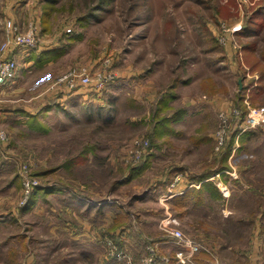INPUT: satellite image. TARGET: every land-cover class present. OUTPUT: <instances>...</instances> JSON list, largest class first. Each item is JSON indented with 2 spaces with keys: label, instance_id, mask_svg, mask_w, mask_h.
Listing matches in <instances>:
<instances>
[{
  "label": "rangeland",
  "instance_id": "rangeland-1",
  "mask_svg": "<svg viewBox=\"0 0 264 264\" xmlns=\"http://www.w3.org/2000/svg\"><path fill=\"white\" fill-rule=\"evenodd\" d=\"M45 1L0 0V45L7 19L25 27L35 18L41 28L36 48L18 49L22 64L17 75L0 85V126L8 132L7 141L0 143V214H14L0 220V264H96L103 237L112 235L121 246L116 232L109 226L104 232V222L95 219L94 212L92 219L80 212L85 203L77 202L82 206L75 216L67 211L65 196L72 191L104 202L121 200L131 212L128 221L138 250L129 253L121 247L135 259L145 253L147 240L157 249L162 237L173 241L159 227L170 215V226L199 241L206 248L201 251H210L208 264H264V146L259 143L264 136L253 134L246 148H239L238 140L231 157L221 153L231 137L219 153L214 148L219 107L233 104L241 110L242 105L244 115L264 106V0H108L85 24L78 21L97 0H54V9L43 16ZM36 7L37 14L30 12ZM220 35L233 36L237 47L222 44ZM59 43L62 58L57 62L26 65L31 53L33 57ZM107 58V69L116 77L100 92L102 105L86 108L89 117L81 108L80 94L48 89L70 69L85 66L92 71ZM172 83L175 86L169 89ZM67 95L73 97H61ZM48 97L52 106L48 104L45 113L36 117L20 113L43 109ZM162 100L166 106L159 109ZM59 102L60 107L55 106ZM134 136L146 137L150 145L149 154L137 163L123 159V146ZM85 151L83 162L61 168V163ZM24 162L32 163L27 174L39 179V186L60 184L62 188H57L66 194L48 191V201L40 198L33 207L37 214H26L20 222L18 210L27 201L19 168ZM187 165L189 175L210 168L222 172V183L213 179V188L209 181L198 187L213 196L221 193L222 198L207 199L183 216L178 214L179 205L175 211L168 206L167 214L162 202L169 180L180 179ZM140 166L128 182L113 188L116 180ZM52 167L57 168L39 173ZM143 193L152 196L142 204L150 212L142 213L144 222L137 221V207L130 202L131 195ZM106 209L110 220L114 212ZM82 218L96 228L88 232L94 236L90 259L84 257L88 244L74 240L77 230L73 234L68 228ZM151 227H159L164 235L158 238L148 231ZM19 232L27 234L26 246L15 237ZM107 232L111 235L104 236ZM79 236L89 238L84 232ZM217 246H222L220 255L213 249Z\"/></svg>",
  "mask_w": 264,
  "mask_h": 264
},
{
  "label": "built area",
  "instance_id": "built-area-1",
  "mask_svg": "<svg viewBox=\"0 0 264 264\" xmlns=\"http://www.w3.org/2000/svg\"><path fill=\"white\" fill-rule=\"evenodd\" d=\"M4 27L5 37L0 45V85L12 80L19 70L17 58L14 54L5 55L7 51L12 47L21 50H32L37 47L40 41V27L35 19H30L25 27H20L12 19H7L5 20ZM68 30L71 29L68 28ZM220 40L222 44H227L228 42L229 45L237 47V43L231 35L228 39H225V35H220ZM109 62V58L105 59L103 65L98 66L92 71L85 66L70 69L65 74L57 77L48 89L56 91L66 88L77 91L80 86L93 84L96 90L102 91L116 77V73L107 69ZM217 117L218 122L214 130L215 152L219 153L221 151L233 133L236 134L234 144L232 145V150L234 151L238 146L237 141L240 134L259 125H264V106L248 109L247 113L243 115V112L233 104L223 105L217 109ZM7 139L8 132L6 128L0 126V143L6 142ZM149 147V141L146 137L134 136L123 146V159L125 161L131 160L133 163L140 162L149 153ZM31 166L32 163L26 162L19 165L24 201L27 200L33 188L40 185L39 179L29 173L27 174V170ZM169 216L167 215V218L160 222L159 227L166 231L167 235L171 236L179 246L175 254L177 261L181 264L189 263L193 255L199 253L201 250H206V248L195 238L186 236L179 227L170 226ZM103 238L104 257L107 259L121 261L124 264H158L157 247L152 241H146L145 253L138 259H135L111 237L106 236Z\"/></svg>",
  "mask_w": 264,
  "mask_h": 264
},
{
  "label": "crops",
  "instance_id": "crops-1",
  "mask_svg": "<svg viewBox=\"0 0 264 264\" xmlns=\"http://www.w3.org/2000/svg\"><path fill=\"white\" fill-rule=\"evenodd\" d=\"M251 3H252V1H251ZM38 9H39L38 7H36L35 9L32 8L30 10V12H32V13L35 12V14H37ZM61 47L62 46L59 43L57 46H55L53 48L44 49L40 53L36 52L35 54H33L34 55L33 57L30 56L32 54L31 53L29 55L30 58H26V59H28L26 61V65H30L32 63L35 64L36 62H38V63H41L42 65L46 66V65H50L54 62H57L56 61V60H58L57 57L61 56V58H62V55H61L62 49H60ZM8 51L5 55L14 54L18 60L19 67H21V64H22L21 60L22 59L19 56L18 48L12 47ZM59 91H60V89L56 90V92H59ZM68 91H71V90H68ZM96 91L97 90L93 87V85L86 86L82 91H75L76 94L81 95V98L83 99L82 103L84 105L81 108L84 111V115H87L88 117H89V114H91V113H89L86 108L94 106V105H99V104L102 105L101 103H99L100 102L99 99L101 97V95H100L101 91H99V92L98 91L96 92ZM57 96L58 95H56L54 97H57ZM61 97L64 100H66L68 97L70 98L73 96L67 95L65 98L63 96H61ZM89 97L91 100L88 99ZM57 98L59 100H61L59 96ZM51 100H52L51 97L47 98V102L45 104H43L44 105L43 109H37L36 111H33V112H29L26 110H20V113L26 114V117H28L32 114H34L36 116H38L39 114H43V113H45L44 111L47 110V108H48L47 105L50 104L49 102H51ZM59 104H61V103L59 102L58 105L56 104L55 106L60 107ZM50 105L52 106V104H50ZM45 107H47V108H45ZM102 110H105V108ZM0 113H1V109H0ZM101 114L102 113H99L98 116H100ZM19 116H21V115H19ZM244 133H246V132H244ZM257 133H259L261 136H264V128L252 129V130H249L248 133H246V136H244L245 148L247 147L249 140H250V142L252 141L251 140L252 135L253 134L255 135ZM262 142H263V146H264V137L262 139H260V142H259L261 147H262ZM223 152L224 151H221V153H223ZM233 152H235V151L229 152L230 157L232 156ZM56 168L57 167H55V169ZM61 168L64 169L62 166H61ZM186 168H187V170H184V172H181L180 179H178L179 177H176V178H170V180H169V184L172 187L169 184H168L169 186L167 185L168 187H167V190L165 192V196H166L165 201L162 202L164 209H165L164 211L167 212V214H168V206H169V209L171 211L176 210L175 209L176 208L175 198H177V195L182 196L180 206L178 209L179 216L186 215L190 211L191 207L195 208V209L200 207L202 204H204L206 202L207 199L215 200L217 198H219V199L222 198L221 193H217L216 196H213L209 193L206 194L205 191H200L198 189L200 184L203 185L204 183H206L208 181L211 183V180H213V179L221 181V183H222V180H221L222 174H220L222 172H219V171L212 172V170H214V168L213 169L210 168V169H207L203 174H201V175L198 174L197 176H195V175H189L188 174V172H190L188 165L186 166ZM166 182H168V181H166ZM57 186L62 188V185H60V184ZM57 186H54V187L57 188ZM56 188L51 190V191L52 192H55V191L61 192V195L66 194V193L62 194L63 190H60V188H57V189ZM116 189L118 190V188H116ZM191 190H195L196 195H193V192H191ZM63 192H65V191H63ZM69 193L66 194V196H65L68 200V203H69L67 211L71 212L75 216L76 211L78 212V209L82 206V205H80V203H77V202L85 203L86 205L84 206L83 209L86 210L88 213L83 212V209L80 212L85 214L87 218H89V215H90V219H92L91 218V216H92L91 212H94V215H96V217H94L95 219H99L100 222L103 220L104 223L101 225H104V232H105L106 227L109 226V228H111L112 230H114L116 232V236L118 235L116 241L118 243H120L121 246L128 248L129 253L133 252L134 248H135V250H138V249H136L137 244H134L132 242V239H133L132 235L133 234H132V230H131V224L128 221V217L131 214V212L129 213L130 210L124 208L120 199L115 197V198H111L110 200L104 202V201L96 200L98 198L95 197L94 195H91V198H93V199H89L86 197H81V196L76 195V194H75L76 196H73L72 194H69ZM185 193L190 194V197L188 199H185V195H184ZM47 195H48V192L47 193H40L39 192L34 198H32L31 204L29 207L24 208V209L23 208L19 209L18 210L19 211L18 215L20 216L19 221L20 222L24 221L25 220L24 217L26 216V214H30L32 216L36 215L37 212L34 211L33 207L39 205L40 198L42 201L43 200L48 201ZM150 197H152V196L146 195L144 193L143 194H137L134 196L131 195V197H130L131 201L130 202L133 201L134 205H132L131 203H128V205H129V208H130V204L132 206L137 207V210H136L137 213L135 214V215H137L136 216L137 221L144 222L145 214H142V213H144V212L150 213L149 211L142 209V207L144 206L142 204H146V202L150 199ZM219 199H217V200H219ZM182 201H184V202H182ZM136 202H138V203H136ZM106 203H108V204H106ZM109 204H112V205H109ZM108 205L111 207H107ZM89 206L94 207L93 210H91V208ZM106 208H111L110 210L114 212L113 215L111 216L110 220H108V214H107ZM153 211H155V210H153ZM5 215H8V216H5ZM11 215H14V214L13 213H8V214H2L1 213L0 214V218H1L0 220L8 219L11 217ZM87 218L80 219L78 224L75 222H70L68 225V228L71 229V231H72V229L74 230L72 232L73 234H75V232L77 230L76 236L73 237L74 240H76V238H79L80 242H85L84 245L88 244L87 245L88 250H87V248L85 249V252H84L85 256L84 257H89V259H90V257H92V255H93L92 250H89V249H91V240H92V239H90V237L94 238V236H92V235L90 236L88 232H91L93 228L94 229H96V228L94 227V224L92 223V221L88 220ZM74 227H77V229ZM89 227H90V229H89ZM158 229H159V227H158ZM158 229L156 227H151L148 231L149 232L153 231L155 234H157L156 236L158 238H160L159 237L160 231H158ZM82 232H84L89 238L82 239L80 237L81 235L79 236V233H82ZM103 235L104 236H106V235L110 236L111 234L110 233H108V234L104 233ZM162 235H164V234L162 233ZM162 235H160V236H162ZM15 237H17L19 239L22 246H26V243L28 240L27 234L19 232L15 235ZM168 237H171V236H168ZM161 239L163 241L160 244L159 249H157V252L159 255L158 264H181L177 261L176 256H175L177 250L179 249V246L174 242V240L171 241V240H169V238L162 237ZM171 239H172V237H171ZM98 246H99L100 250H97V252L95 253L96 264H124L121 261L105 258L104 253H103L104 249H103L102 245L101 246L98 245ZM221 248H222V246H217V247H214L213 249H215V251L218 252V254L220 255L219 252L221 251ZM253 249H254V247H253ZM209 252H210L209 250L208 251H201L200 253L194 255L193 256V263L191 262V264H208L209 260H211L209 257V254H210ZM102 257H104V258H102ZM202 258H204V260H205L203 263H201ZM164 259H167V260H164ZM198 259H200V261ZM187 264H189V263H187Z\"/></svg>",
  "mask_w": 264,
  "mask_h": 264
},
{
  "label": "trees",
  "instance_id": "trees-1",
  "mask_svg": "<svg viewBox=\"0 0 264 264\" xmlns=\"http://www.w3.org/2000/svg\"><path fill=\"white\" fill-rule=\"evenodd\" d=\"M108 0H97L96 3H94L93 5H91L88 9V11H84L83 12V15H82V18H80V20L78 21L79 23L81 24H85L87 21V19L89 18V16L92 15V12L95 11L96 9H99V8H102L103 5L107 2ZM53 3H54V0H47L44 2V7H46L45 9H41L42 11V15L43 16H46L49 11L51 12L54 7H53ZM86 12V13H85ZM35 17L37 18V15H35ZM42 18V16H41ZM35 19V18H34ZM45 22V21H44ZM46 25V23H44ZM241 33H245V30L241 31ZM175 82V81H174ZM174 83H172V85H170L168 88L171 89V88H174ZM166 105H165V100H162V102L159 103V109L160 108H164ZM241 111L243 112L245 110V106H242L241 105ZM246 111V110H245ZM30 116H35L34 114L30 115ZM246 135V133H242L238 136V140H239V143H240V146H243L244 147V136ZM235 137H236V134H232L231 135V139H230V143L228 144V146H226V148L224 149V153L222 155H225L227 156L228 153L231 151V148H232V143L233 141L235 140ZM221 155V156H222ZM86 157V151L85 153H83V155H79V156H76V157H72L71 159L66 160L65 162L61 163L60 166H63L65 167L66 166H69V164H77V163H81L84 161ZM223 166H226V165H223ZM143 166H140L139 168H135L133 171H131L126 177H123V178H119L118 180L115 181V184L113 186V188H117L119 186H121L122 184H125L126 182H128ZM55 168L52 167V168H42L41 171H39V173H43V174H46V173H51ZM209 186L210 187H213L212 183L209 182ZM56 187H54L53 185H49V186H46V185H42V186H37L35 188H33V190L30 192V194L28 195L27 197V201L24 205H22L20 207L21 208H27L30 206L31 204V200L32 198H34L39 192L40 193H47L48 191H51L53 189H55ZM70 194H72L73 196H76L73 191L70 192ZM185 199H188L190 197V194L188 193H185ZM181 198L182 196L181 195H177V198H175V205H179L180 206V202H181ZM184 202V201H182Z\"/></svg>",
  "mask_w": 264,
  "mask_h": 264
}]
</instances>
